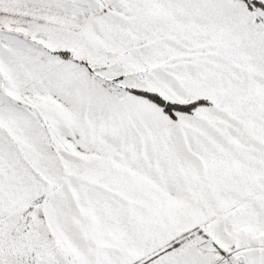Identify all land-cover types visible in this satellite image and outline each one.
I'll return each mask as SVG.
<instances>
[{
	"label": "snow or ice",
	"instance_id": "1",
	"mask_svg": "<svg viewBox=\"0 0 264 264\" xmlns=\"http://www.w3.org/2000/svg\"><path fill=\"white\" fill-rule=\"evenodd\" d=\"M0 264H264V0H0Z\"/></svg>",
	"mask_w": 264,
	"mask_h": 264
}]
</instances>
